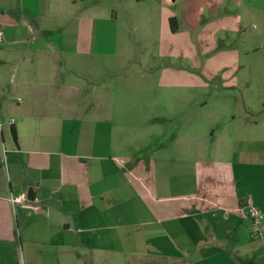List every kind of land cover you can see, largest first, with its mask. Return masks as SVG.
<instances>
[{
    "label": "crops",
    "instance_id": "crops-1",
    "mask_svg": "<svg viewBox=\"0 0 264 264\" xmlns=\"http://www.w3.org/2000/svg\"><path fill=\"white\" fill-rule=\"evenodd\" d=\"M128 1L148 7L130 17L179 28L178 14H150L152 0ZM124 5L0 0V245L19 241L29 264H169L182 263L170 250L180 235L183 263L217 248L228 264H264V138L229 123L173 132L169 95L109 85L126 50L95 24ZM138 71L146 92L156 72Z\"/></svg>",
    "mask_w": 264,
    "mask_h": 264
},
{
    "label": "rangeland",
    "instance_id": "rangeland-1",
    "mask_svg": "<svg viewBox=\"0 0 264 264\" xmlns=\"http://www.w3.org/2000/svg\"><path fill=\"white\" fill-rule=\"evenodd\" d=\"M158 1L152 0L150 14L152 9L156 15L162 9L164 14L180 15L179 28L171 27L175 32L166 21L130 17L148 7L128 0H124L116 23L95 24L100 33H115L116 50H126L125 67L116 81L107 80L109 85H121L124 94H152L157 102L163 93L169 95L166 105L171 107V119L166 123L173 132L183 127V131L195 128L209 133L229 123V129L239 132L245 128L249 136L264 138V10L256 12L247 4L254 0H246V4L242 0H162L159 7ZM249 41L257 43L259 49L250 48ZM114 45L113 41L112 48ZM142 65L156 72L150 75L154 81L146 92L142 79L135 75ZM162 82L170 87L163 90ZM233 112L235 121L230 120ZM179 239L183 237L173 235L170 250L182 257V263L169 264H186L183 246H176ZM217 250L212 249L213 256L203 264H228L227 257ZM161 260L141 257L139 263L166 264ZM0 264H29L19 241L12 246L0 245Z\"/></svg>",
    "mask_w": 264,
    "mask_h": 264
},
{
    "label": "built area",
    "instance_id": "built-area-1",
    "mask_svg": "<svg viewBox=\"0 0 264 264\" xmlns=\"http://www.w3.org/2000/svg\"><path fill=\"white\" fill-rule=\"evenodd\" d=\"M12 122H13V120H12ZM22 199H23V196H18L16 198H13V201H18V200H22ZM249 214L253 219H255L259 216V210L256 207L251 206L249 209Z\"/></svg>",
    "mask_w": 264,
    "mask_h": 264
},
{
    "label": "water",
    "instance_id": "water-1",
    "mask_svg": "<svg viewBox=\"0 0 264 264\" xmlns=\"http://www.w3.org/2000/svg\"><path fill=\"white\" fill-rule=\"evenodd\" d=\"M11 133H12L14 141L16 142V144H18L17 131L14 125L11 126Z\"/></svg>",
    "mask_w": 264,
    "mask_h": 264
},
{
    "label": "trees",
    "instance_id": "trees-1",
    "mask_svg": "<svg viewBox=\"0 0 264 264\" xmlns=\"http://www.w3.org/2000/svg\"><path fill=\"white\" fill-rule=\"evenodd\" d=\"M173 30H174V27H173Z\"/></svg>",
    "mask_w": 264,
    "mask_h": 264
}]
</instances>
